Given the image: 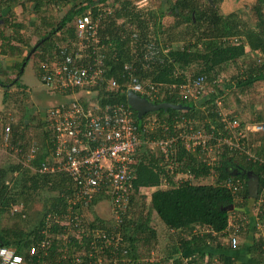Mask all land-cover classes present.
<instances>
[{"label": "trees", "instance_id": "1", "mask_svg": "<svg viewBox=\"0 0 264 264\" xmlns=\"http://www.w3.org/2000/svg\"><path fill=\"white\" fill-rule=\"evenodd\" d=\"M102 1L0 0V24L6 28L14 29L18 35L12 34L9 37H3V33H0V39L6 41L7 47L11 45V42L24 43L23 48H27L29 52L32 48H28L30 45L29 40L27 41L20 36V32L27 31V27L24 24L15 22L13 8L19 6L23 11H29L32 15L40 16L50 3L61 6L74 3L57 24L51 18L47 19L45 16L41 17V26L36 25L35 21H29V26L33 27L38 34L44 32L46 28L50 29L39 35L38 41H44L34 52L36 54L42 51L45 54L49 51L50 46L55 47L52 43L53 38L58 32L64 31V28L70 38L69 40L75 39L74 20L76 16L90 12L91 18L94 19L98 13L99 3ZM132 1L126 0L122 7L120 6L118 10H114L111 15L101 22L98 29L102 28V32L104 29L103 24L108 26L114 24L115 26L117 19L124 20L121 25H118L121 26L125 37L122 39L119 35V37L114 38L113 48L117 56L109 63L107 71V77L114 78L117 87L110 89L103 85L100 89L89 93L90 99L86 101L80 99V103L85 106L90 101L98 102L101 105L115 102L128 105L126 101L127 80L123 72V66L130 63L136 66L134 75L141 83L150 81L176 86L171 94L167 92L168 87L166 85V88L161 87L157 93V99L152 100V102L156 104L169 103L182 108L160 109L156 112L146 113L140 119L137 118V113L133 111L138 129L142 132L141 137L146 140V143L142 145L136 155L137 162L134 167L136 178L133 181L135 192L130 195L129 202L120 212L121 219L118 231L123 237L127 253L123 255L120 250L118 253L121 257L132 259L133 264H141L138 261L135 246L140 242L149 245L151 242L149 239H155L156 232L149 226L150 214L153 211L167 229L178 231L179 244L172 247L171 254L165 256L163 263L155 262L151 264H184L186 258L196 256L197 259H202L205 255H208L209 258L215 257L219 264H255L256 262L261 264L262 260H259V254H261L262 242L259 237L249 236L248 233L252 231L250 225L245 231L240 232L241 237L246 239L249 236V239L244 242V245L238 246L236 249L232 250L222 245L218 237L224 236L231 214L243 213V208L246 210L245 207L250 204V201L253 202L247 191L248 173L250 172L258 178V195L264 187V163L252 162L247 160L245 156V151H249L258 160L264 162V133L249 132L246 138L242 140L245 151L237 152V150L230 149L227 145L221 146L216 155L218 158L211 166H208L207 161L209 159H206V151L201 147H197L194 152H187L183 145H179L177 154L170 158L171 162H166L158 149L159 156L157 157L151 155L149 158L145 154L140 157V152L141 154L144 153L151 141L169 138L175 134L174 125L176 123L196 120L200 122L197 124L199 127L202 125L208 127L212 123L220 127V116L217 112L216 102L217 100H225L228 95L225 90L229 88L231 92L233 90L234 92H246L254 84L259 82L264 84V0H255L252 4L251 11L254 13L255 22L247 25L246 28H242L241 23L243 22L238 16H235L237 15L235 13L226 17L221 16L214 3H208L207 6H204L200 4V0H176L171 3L172 7H169L167 11L161 14L159 12L160 16L153 14V18L158 20V18H163L164 13H168L172 19L177 21L180 19L184 28L178 31L174 30L175 32L173 29L168 30L167 48H165L167 51L165 53L159 52L157 58H152L148 62L142 60L147 45L153 44L159 49L160 44L157 38L151 37L150 39L146 33L139 29L133 31L124 29L127 23L135 24L138 27L145 25L144 20L136 17L140 12L132 8ZM5 10L8 11V14L3 16L2 13ZM173 24L177 25V23ZM120 32L121 30H119ZM156 33L158 32L156 31ZM112 35H115V33ZM184 35L187 39L183 46L173 47L172 43L184 40ZM104 42L108 41L104 40ZM6 51L0 48L3 55L7 53L10 55L17 54L19 48L14 46ZM43 55L42 60L49 58ZM248 55L251 57L249 56L250 58L247 60ZM24 61L23 58L22 62ZM22 62L11 64V69L17 67V76L11 79V82L17 86H22L20 81ZM231 63L238 64L237 69L240 70L239 75L241 77L236 78L234 82L229 81L228 83L219 84L218 74L225 64ZM196 65L197 69L188 76L187 70ZM199 78L204 79L203 88L205 86H211L212 88V92L207 94L208 98L205 99L204 96L198 100L184 98L181 94V86L194 82ZM232 83L236 84L234 89ZM75 91L78 92L79 89H75ZM71 93V91H66L60 93V95L66 97L70 96L68 94ZM149 116L157 118L155 119V128L144 133L142 129ZM34 119H37V125L40 127L37 141L27 143L23 141V137ZM261 122L264 123V114L256 115V118L248 124ZM244 123L242 122L240 125L243 127L246 125ZM3 124L8 125L10 129V146H21L25 149L29 145H34L37 148L32 168L24 167L21 170V162L7 168L0 167V218L11 212L12 217L19 221V223H14L10 227L0 229V245L13 248L16 253L25 257V264H30L26 249L35 244L40 238L39 232L44 224L43 218L45 215L51 211H59V205L63 201V198L59 195L64 187L66 188L69 184V179L65 174L42 175L37 172V166L45 159L44 151L48 146L50 136L44 113L40 117L38 115L28 117L24 114L20 123H15L13 118L8 117ZM162 124L168 126V130H163ZM198 126L195 128L199 129ZM1 128L2 126L0 130ZM216 136L218 134L213 135L206 147L216 143V139H214ZM14 173L17 176L15 175L11 187L9 186L8 176H12ZM210 176H214L215 181L211 184L205 183ZM230 177L240 179L242 183V188L237 194L240 201H236L234 194L219 184V182L226 181ZM159 183L168 184L169 188L152 191L148 195L150 207L147 211L140 213V216L136 219L128 218L131 215L129 211L134 208L135 195L141 193V189ZM43 189L55 193L56 196L43 204L41 220L35 228L27 233L24 227L29 223L28 220L23 218H26L27 210L32 209L37 192ZM96 201L97 199L94 200V204ZM17 205L21 206L17 211H14L13 208ZM231 205L233 208L229 210ZM107 223L102 216L94 214L89 225L107 229ZM195 229L200 231L193 234ZM201 230L203 231L201 232ZM53 231L60 232L61 230L54 227ZM75 246L81 249L78 253L83 260L81 263L87 264L90 261L85 256L88 254V249L77 243H75ZM248 256H253V262L247 260ZM119 264L126 263L119 261Z\"/></svg>", "mask_w": 264, "mask_h": 264}, {"label": "built area", "instance_id": "2", "mask_svg": "<svg viewBox=\"0 0 264 264\" xmlns=\"http://www.w3.org/2000/svg\"><path fill=\"white\" fill-rule=\"evenodd\" d=\"M148 5V0L132 1V8L135 11L144 10ZM97 10L94 19L91 18L90 12L76 16L75 39L58 45L52 51V55L40 64L38 76L50 93L60 94L71 91L73 94L76 92L75 89L92 93L103 85L110 89L117 87L116 80L107 77L108 65L116 58L117 53L110 42H104L100 38L98 30L101 22L114 10L107 5H100ZM166 51L160 47L156 48L153 44L147 45L142 60L148 62L152 58H157L159 52ZM135 67L134 64L123 66L127 80L126 92L131 90L151 102L156 100L159 89L166 84L150 81L141 83L134 75ZM203 82L204 79L199 78L182 85L181 94L184 98L200 99L206 95ZM166 86L170 94L176 89L173 84ZM216 103L220 127L214 123L208 127L205 125L199 127L195 125V121H184L185 124L174 125L176 132L171 137L160 138L151 141L150 144L161 152L166 162H171L170 158L175 155L179 145H183L187 152H194L197 147H201L206 151V159H209L208 166H211L217 160L216 155L221 146L227 145L237 152L245 151L242 140L249 132L264 133L263 122L246 124L242 127L236 118L220 113V100ZM44 119L50 136L44 151L45 159L37 166V172L42 175L65 174L69 184L59 195L63 198L59 211H51L45 215L44 224L39 232L40 238L26 249L30 264H82L83 260L79 254L69 253V249L75 243L88 249V254L85 256L90 261L87 264H119V261L133 264L132 259L121 257L118 253L119 250L123 255L127 253L123 237L118 231L120 212L129 202L130 195L135 192L133 181L136 178L134 173L136 155L146 143L141 137L142 132L138 129L133 110L120 102L101 105L90 101L85 106L79 99H73L47 107ZM155 123V120L154 123L146 122L143 132L152 130ZM197 126L199 129L195 128ZM162 129L168 130V126L162 124ZM0 132L1 144L20 157L24 167L32 168L37 148L34 145H29L25 149L21 146H10L8 125L2 124ZM214 134H218L214 138L216 143L206 147ZM245 152L247 160L264 163L249 151ZM209 178L214 179V176ZM219 184L229 189L236 201H240L237 195L242 188L240 179L230 177ZM150 188L167 189L169 186L159 183ZM104 196L109 199L110 213L113 215L111 224H108L107 229L91 227L87 212L95 210V204ZM95 199L97 201L94 204ZM256 202L258 209L254 230L260 233L257 237L262 242L261 264H264V206L262 205L264 187ZM13 210L17 211V208L14 206ZM248 223L244 213H232L222 236L226 242L225 246L232 250L236 249L240 243V235L247 229ZM54 227H58L61 233L53 231ZM199 231L195 229L193 234ZM59 242L61 245L58 244ZM0 264H25V257L16 253L11 247L0 245ZM184 264L219 263L215 257L209 258L205 255L202 259H197L196 256L186 258Z\"/></svg>", "mask_w": 264, "mask_h": 264}, {"label": "rangeland", "instance_id": "3", "mask_svg": "<svg viewBox=\"0 0 264 264\" xmlns=\"http://www.w3.org/2000/svg\"><path fill=\"white\" fill-rule=\"evenodd\" d=\"M176 0H156L157 5V11L161 13L167 11L169 7H172L171 3L175 2ZM201 4L204 6L208 5V0H200ZM211 3L215 4V7L219 10V13H224L226 16H228L230 13H237L238 18L245 24L246 26L249 24H253L255 22V16L254 13L251 11V7L253 3H250L248 0H244L243 3H238V0H224L223 5L220 7L218 6V2L210 0ZM74 3H70L68 5H56L55 3H50L45 8V11L38 15H32L29 11H23L19 6H15L13 8V15L14 20L16 23L24 24L27 27V31H21L20 36H22L25 40H29V47H32L37 40L39 39V35L41 33L47 32L50 29L46 28L44 32H40L39 34L35 32L33 27L29 26V21H35L36 25L41 26V21L43 16H45L47 19L51 18L55 24L59 22V20L65 15L67 10L73 6ZM243 5V6H242ZM238 6L241 8L238 9ZM234 11V12H233ZM227 13H229L227 15ZM8 14V11L5 10L2 15L6 16ZM158 14V13H157ZM168 14V13H167ZM165 14V15H167ZM169 16V15H168ZM234 16V17H235ZM171 17V16H170ZM241 17V18H240ZM30 28V29H28ZM32 28V29H31ZM64 31L58 32L56 36L53 38L52 43L54 46L56 44L62 45L66 44L69 41V36ZM16 31L14 29L6 28L5 26H2L0 24V33H3V37H9L10 35L14 34ZM18 36V35H17ZM5 40L0 39V48H3L7 51H9L10 47L18 46V48L23 49L22 55H17L18 60L22 61V59L28 54L27 48H23L24 43H17V42H11V45L7 47V43L5 44ZM172 46L175 48H179L183 46V43L173 42ZM52 48V47H50ZM6 51V52H7ZM39 51L36 54H33L29 61L26 68L23 70L24 75L22 77L21 84L22 86L14 85L13 82H11V79L15 78L17 76V67L10 70L11 64L15 62V58L10 57V54L3 55L0 52V81L5 83L7 87L0 86V127L2 126L3 122L6 121L8 117L13 118V122L20 123L22 121L23 115H28V117L36 116L40 117L42 113L45 112V109L47 107H50V104H53L55 100L54 98H51L52 96L48 92L47 88L41 83L40 78L38 77V65L41 62V58L44 52ZM46 55V53L44 54ZM43 55V56H44ZM250 55H248L246 58H248ZM226 65V64H225ZM224 65L221 72L218 74L219 79L221 80L219 84L228 83L229 81H235L236 78L241 77L239 75V69H237L238 64H227ZM197 69V65L189 68L187 70V75ZM233 89L235 88V83H232ZM231 85V84H230ZM206 95L204 96L205 99L208 98V93L212 92L211 86H205L204 88ZM225 92L228 94L227 97H225V100L221 101V106L219 107V111L223 115H227L230 118H236L240 124L242 122H245L244 124L250 123L251 120L256 118V115L258 114H264V84L262 82H259L257 84H254L249 90L246 92H237L233 90V92L230 91L228 88L225 90ZM6 94V95H5ZM56 99V98H55ZM63 99V98H61ZM37 118V117H36ZM157 119L155 116H149L146 120L147 122L154 123V120ZM198 123H195L197 125ZM152 126V125H151ZM155 126V125H154ZM152 126V129L155 127ZM40 127L37 125V119H34L31 124L29 125V128L26 130L23 141L27 143L36 142L37 141V135L39 134ZM1 133V132H0ZM145 152L141 154L142 155H148L149 158L151 155H154L155 157L159 156V152L157 151V148H155L154 145L150 144L148 145L147 149L144 150ZM178 149L176 150L175 155L177 154ZM19 162H21V158L16 156L12 153V151L9 148H5L0 141V167L1 168H7L9 166L17 165ZM24 169V165L21 163V170ZM15 173L8 176V182L9 186L12 187V181L15 179ZM17 176V175H16ZM214 182L213 178L207 179L205 183L211 184ZM141 193H137L135 195L134 199V208L133 210L129 211L131 215H129L128 218L136 219L140 216V213L142 214L143 211H147L149 206V199L148 195L155 189L146 187L144 189H141ZM53 196H56L55 193H51L46 189L40 190L37 192V194L34 197V202L32 205L31 210H27L26 218H23L24 220H28V225L24 227L25 232H29L31 229L35 228V226L38 225L39 221L41 220L43 216V204L47 202L49 199H52ZM99 203V204H98ZM97 204L99 205L97 207L98 213H96L95 210H91L87 212L88 219L91 220L94 214L97 216H102L103 219H105L107 224L111 222V219H113V215L110 213V204L109 199L104 196L101 197L97 203L95 204L94 208H96ZM251 210L250 212L254 210L256 204L252 203L250 201ZM21 206V205H20ZM19 205H17V209L20 208ZM23 208V206H22ZM245 209L243 208L242 211ZM247 210V209H246ZM249 210H247L248 212ZM246 212V211H244ZM247 215L248 221L250 223V216ZM254 216V215H253ZM110 221V222H109ZM254 221V220H252ZM14 223H19L18 220H15L14 217H12V213H8V215H4L0 218V229L5 227H10ZM21 223V221H20ZM251 224V223H250ZM21 225H23L21 223ZM149 226L152 227L156 232L155 239H149L151 240L150 244L147 245L145 243H138L137 246H135L136 254L138 257V261L141 264H151V263H163L165 256L171 254L172 247L178 246V231H171L167 229L163 223L159 220L155 212L151 211L150 214V221ZM252 229V226H250ZM61 233V232H59ZM57 234V233H56ZM249 236L257 237L260 235L259 232L250 231ZM218 236V235H217ZM245 237H241L240 235V243L239 246L244 245V242H246L247 239ZM223 237H218V240L226 245V242L222 239ZM58 244L61 245L59 242ZM81 249L78 248L75 245H72L69 249L70 254H78L80 253Z\"/></svg>", "mask_w": 264, "mask_h": 264}, {"label": "crops", "instance_id": "4", "mask_svg": "<svg viewBox=\"0 0 264 264\" xmlns=\"http://www.w3.org/2000/svg\"><path fill=\"white\" fill-rule=\"evenodd\" d=\"M126 0H103L102 2H100L99 3V6L100 5H107V6H111L112 8H113V10H118L119 9V7L121 6L122 7V5L124 4V2H125ZM149 1V5L144 9V10H141V11H139L140 12V14L139 15H136V17H139V19H142V20H144L145 21V25H143V26H137V25H135V24H132V23H127L126 25H125V27H124V29L125 30H134V29H139V30H141V31H143L144 33H146V35H148V37L151 39V37H153V38H157L158 39V43L160 44L159 45V47H160V49H165V48H167V32H168V30H172L173 29V31L175 30H179V29H183L184 28V25L181 23V20L180 19H178V21L177 20H174V19H172V17H170V16H168L169 14H167V13H164L163 14V18H158V20H155L153 17V14L155 15V14H157L158 16H160L159 15V12L157 11L158 9H157V5L159 4H156V0H148ZM162 2H163V0H161ZM213 1H215V0H213ZM243 1L244 0H238L237 2L238 3H243ZM248 1H250V3H254V1L255 0H248ZM208 2H209V4H211V1L210 0H208ZM216 2H218V6L220 7V5L222 6L223 5V2H224V0H216ZM199 3V2H198ZM200 4H201V1H200ZM243 6V5H242ZM241 8V6L239 7L238 6V9H240ZM70 9V8H69ZM68 11V10H67ZM218 12H219V10H218ZM234 12V11H233ZM165 14H167V15H165ZM221 16H223V17H226V14H224V13H219ZM229 13H227V15H228ZM230 14H234V13H230ZM235 14H237V13H235ZM156 15V16H157ZM155 16V17H156ZM241 18V17H240ZM106 19V18H105ZM124 20L123 19H117L116 20V22H115V26H114V24L112 25V26H108L107 24H103L104 26H103V31L101 32V29L99 30V34L101 35L102 34V36H100L101 38H106V39H104V40H106V41H108V42H110L113 46H114V38H117V37H119V35H121V37H122V39H124V37H125V35L123 34L124 32H123V30L121 29V26H119L118 24H120L121 25V23L123 22ZM173 23H177V25L176 24H173ZM241 25H242V28H246V25L245 24H243V23H241ZM110 27V28H109ZM172 27H174V28H172ZM120 28V29H119ZM110 29V30H109ZM189 29H191V28H189ZM119 30H121V32L119 33ZM156 31L158 32V33H156ZM174 31V32H175ZM198 32V31H197ZM113 33H115V35H112ZM160 33V34H159ZM105 35V36H104ZM155 36H157V37H155ZM185 37H184V40H180V42H182L183 44L185 43V41H186V35H184ZM38 41V40H37ZM41 41V40H40ZM44 41V40H43ZM39 42V41H38ZM38 42H36L35 44H37ZM35 44L32 46V48L35 46ZM40 46V45H39ZM39 46L37 47V48H39ZM58 46V44H56L55 45V47H53L52 46V48H50L49 49V51L46 53V55H45V57L47 58V57H50L51 55H52V51L56 48ZM51 47V46H50ZM31 48V49H32ZM247 50V49H246ZM17 53V52H16ZM42 53V52H41ZM23 54V49L22 48H19V52L17 53V54H14V55H9L10 57H14L15 58V62L14 63H21L22 61H20V60H18V58H17V55H22ZM44 54V53H43ZM26 57V56H25ZM25 57H24V60H25ZM30 59V58H29ZM29 59L26 61L27 63H25V66H24V68H23V70L26 68V66L28 65V61H29ZM42 59V58H41ZM23 60V59H22ZM44 60H41V62L39 63V65H38V70H39V66H40V64L43 62ZM25 62V61H24ZM23 63V62H22ZM130 64V63H129ZM22 66V65H21ZM21 68V67H20ZM10 69H11V66H10ZM23 70L21 71V69H20V73H21V77H20V79H21V81H22V77H23V75H24V72H23ZM38 73V72H37ZM39 77V76H38ZM49 92V91H48ZM50 93V92H49ZM50 95L52 96L51 98H54L53 100H55V102L53 103V104H50L51 106L50 107H52V106H55V105H57V104H60V103H65V102H69V101H72L73 99H79V101H80V99L81 100H88V99H90L91 98V96H89V93L88 92H86V91H78V92H74L73 94L71 93V94H68V95H70V96H61L60 94H53V93H50ZM56 98V99H55ZM61 98H63V99H61ZM196 123H200V122H198V121H196V120H194ZM234 172H236V171H234ZM250 199H252V198H250ZM257 199V198H256ZM256 199H252V203H255L256 204V206H255V208H254V210H253V212L251 211L250 212V210H251V204H249V205H247L245 208H247V210H249L248 212H247V210H244V211H246L245 213H244V211H243V213L247 216V215H249L250 216V223H248V225H250V226H252V231H255L254 230V221H255V216H256V213H257V209H258V204H257V202H256ZM264 203V202H263ZM263 206H264V204H262ZM99 205H97L96 206V213H98V209H97V207H98ZM99 208V207H98ZM254 215V216H253ZM248 216V217H249ZM252 220H254V221H252ZM254 238H257V237H254ZM238 248V247H237ZM261 254H259V256H260V259L259 260H262L261 262H263V256H262V251L260 252ZM247 260L248 261H250V262H253V256H248L247 257ZM255 264H259L258 262H256Z\"/></svg>", "mask_w": 264, "mask_h": 264}, {"label": "water", "instance_id": "5", "mask_svg": "<svg viewBox=\"0 0 264 264\" xmlns=\"http://www.w3.org/2000/svg\"><path fill=\"white\" fill-rule=\"evenodd\" d=\"M43 43V40L39 41L35 46L28 52L25 57V62L22 63L21 71L23 70L26 61L34 54L37 47ZM126 101L129 107L137 113V118L140 119L146 113L156 112L160 109L174 108L181 109V106H174L169 103H159L149 101L145 97H142L131 90L126 92ZM247 191L249 198L256 199L258 197V178L251 174L250 172L247 175ZM232 205L229 207V210L232 209Z\"/></svg>", "mask_w": 264, "mask_h": 264}, {"label": "flooded vegetation", "instance_id": "6", "mask_svg": "<svg viewBox=\"0 0 264 264\" xmlns=\"http://www.w3.org/2000/svg\"><path fill=\"white\" fill-rule=\"evenodd\" d=\"M0 86L7 87V85L5 83L1 82V81H0Z\"/></svg>", "mask_w": 264, "mask_h": 264}]
</instances>
